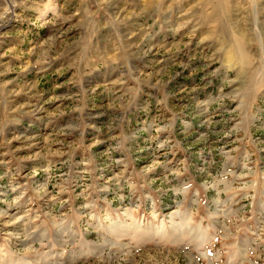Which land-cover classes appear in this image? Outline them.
I'll use <instances>...</instances> for the list:
<instances>
[{"label": "rangeland", "instance_id": "rangeland-1", "mask_svg": "<svg viewBox=\"0 0 264 264\" xmlns=\"http://www.w3.org/2000/svg\"><path fill=\"white\" fill-rule=\"evenodd\" d=\"M0 264H264V0H0Z\"/></svg>", "mask_w": 264, "mask_h": 264}, {"label": "bare ground", "instance_id": "bare-ground-1", "mask_svg": "<svg viewBox=\"0 0 264 264\" xmlns=\"http://www.w3.org/2000/svg\"><path fill=\"white\" fill-rule=\"evenodd\" d=\"M7 24H8V21L7 22H5V24L3 25V24H0L2 27H4V26H7ZM1 29V28H0Z\"/></svg>", "mask_w": 264, "mask_h": 264}]
</instances>
